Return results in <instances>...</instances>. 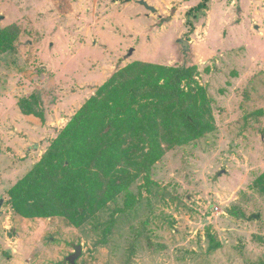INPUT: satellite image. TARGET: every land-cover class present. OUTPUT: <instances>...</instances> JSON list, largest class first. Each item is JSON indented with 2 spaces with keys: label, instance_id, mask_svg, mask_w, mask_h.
Here are the masks:
<instances>
[{
  "label": "rangeland",
  "instance_id": "rangeland-1",
  "mask_svg": "<svg viewBox=\"0 0 264 264\" xmlns=\"http://www.w3.org/2000/svg\"><path fill=\"white\" fill-rule=\"evenodd\" d=\"M110 2L0 0V31L11 28L13 43L0 55V264H69L77 246L84 253L77 264H264V0H211L193 31L186 13L200 0L147 1L156 14L119 12ZM141 11L146 17L135 20ZM135 62L195 66L192 89L183 88L204 132L164 144L149 174L81 227L62 217L53 226L24 222L9 191L54 136L44 129L32 136L21 105L29 122L41 123L56 90L92 80L84 90H98ZM152 72L121 82H164Z\"/></svg>",
  "mask_w": 264,
  "mask_h": 264
},
{
  "label": "trees",
  "instance_id": "trees-1",
  "mask_svg": "<svg viewBox=\"0 0 264 264\" xmlns=\"http://www.w3.org/2000/svg\"><path fill=\"white\" fill-rule=\"evenodd\" d=\"M210 1L201 0L187 12L192 31ZM10 29L0 31V55L13 50L7 40ZM195 69L188 63L166 68L135 62L114 72L60 132L41 161L10 189L8 202L14 212L28 220L62 217L79 228L127 192L139 173L149 174L151 165L164 155V144H179L177 140L189 133L204 132L188 111L192 97L183 88L187 82L192 89ZM142 70L147 75L159 73L164 82H121L124 75ZM21 109L30 115L23 104Z\"/></svg>",
  "mask_w": 264,
  "mask_h": 264
},
{
  "label": "crops",
  "instance_id": "crops-1",
  "mask_svg": "<svg viewBox=\"0 0 264 264\" xmlns=\"http://www.w3.org/2000/svg\"><path fill=\"white\" fill-rule=\"evenodd\" d=\"M140 1H142V0H109V2L111 3V7H114L119 12H121V11L124 12L126 9H130L131 7L132 8L133 7L134 8H136V7H143L144 9L148 10L146 7L142 6L139 3ZM144 1H146V2L147 1H152V2L156 1V2H158V0H144ZM135 2H137V4H135ZM200 2H201V0H200ZM138 13L139 14H136L135 15L136 17L133 16L135 20L137 18L146 17V14H147L146 11H141V12H138ZM156 13H153V14H156ZM186 15H187V13H186ZM110 77L106 80V82L110 79ZM92 83H94L93 80L91 82L84 81V83L79 84L81 86L78 87V88H76V90L75 89H70V88L69 89H66V90L65 89H58L59 91L56 90L55 91V95L57 96L56 97L57 100L55 101V103H53V104H51V105H49L47 107L46 113H45V116H44V120L43 121L40 120L41 123L40 122H36V121H34L35 123L29 122L30 121L29 119H31L30 116L25 115L24 113H22L23 117L26 119V121H28V124L30 125V127L31 128L33 127V129H36V131H32V134H31L32 136H36L38 134V131H42V129H44V134L45 135L46 134H52V136H54V137H52V139H51V137H47L46 139H44V140H48V142L46 143L45 150L42 152L40 159L38 161H35L34 164L25 171L23 177L20 180H22L41 161V159L43 158L44 154L50 148L52 142L59 136L60 132L67 127V125L70 123V121L72 120V118L82 109V107L86 104L87 101L83 104V106L80 108V110L77 113H75L70 119H68V118L65 119L66 118L65 116L67 114L65 113L66 114L65 115L62 112L64 110H66V109L69 110L70 109V105L73 104L74 102H79L80 101L79 99H81L84 94H88V96H89L88 100L96 94L95 91H97V89L94 88V87H92L94 85L89 86V89L87 88L88 90H84L85 87H88L86 85L92 84ZM59 114H60V116H59ZM62 122H64V125H62L61 127H57V125L62 124ZM33 139H35V138H33ZM41 145L42 144H40V143H39V145H34L33 146L34 150H36V151L39 150L41 152V150H40ZM32 153L33 152H31V154ZM31 154L28 155V157H30V159L24 161L22 163V165L20 166L21 168L28 167L29 163L33 159H35V157H32ZM23 220H25L24 222H27L29 225L32 224V225H35V226H37L38 223H40V225L46 223V224L52 225V226L57 223V219H51V220H44V219L28 220V219H23Z\"/></svg>",
  "mask_w": 264,
  "mask_h": 264
},
{
  "label": "water",
  "instance_id": "water-1",
  "mask_svg": "<svg viewBox=\"0 0 264 264\" xmlns=\"http://www.w3.org/2000/svg\"><path fill=\"white\" fill-rule=\"evenodd\" d=\"M139 3L142 6L146 7L148 10H150L152 13H156L157 12L156 8L150 6L146 1L142 0ZM178 42H179V44L182 45L185 53H189L190 52V44L187 41L179 40ZM133 53H134V51L132 50L130 52V55H133ZM3 204H4V199L1 198L0 199V209L2 208ZM253 218L256 219L257 217L254 216ZM82 256H83V247L82 246H77L75 248V253L72 254L71 256H69L67 258V261H68L69 264H77V262L82 258Z\"/></svg>",
  "mask_w": 264,
  "mask_h": 264
}]
</instances>
